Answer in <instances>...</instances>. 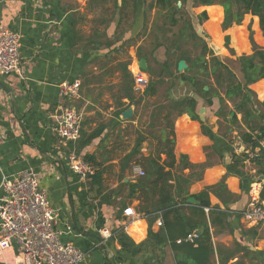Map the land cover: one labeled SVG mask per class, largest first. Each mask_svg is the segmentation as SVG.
<instances>
[{
  "label": "crops",
  "instance_id": "crops-1",
  "mask_svg": "<svg viewBox=\"0 0 264 264\" xmlns=\"http://www.w3.org/2000/svg\"><path fill=\"white\" fill-rule=\"evenodd\" d=\"M118 17L112 2L1 0L0 3V29L18 33L22 45V72L0 75V131L6 137L0 146V199L4 178L11 179L33 169L39 176L40 187L48 193L51 206L58 211L56 228L62 232L61 240L86 253L87 258L81 264H142V255L133 258L121 251L116 233L123 231L137 245L146 241L149 233L148 221L137 213L140 203L131 200L124 184L140 179L134 168L144 170L143 159L157 152L156 137L160 133L148 128L156 98L144 99L138 106L130 105L131 96L140 100L145 93L135 91L133 70L142 44L135 40L142 19L122 36L116 28ZM129 24L124 22L121 27ZM130 73L134 85H129L130 79L125 78ZM65 81L81 82V96L72 101L82 116L81 137L75 150H80L83 159L90 156L96 170L103 171L101 184L81 181L70 171L66 157L72 148L54 131V116L68 104L59 92V85ZM195 98L198 115L201 109H206L205 122L193 121L185 114L174 124L177 157L186 155L194 165L208 164L202 180L194 183L190 192L200 193L225 179L233 195L232 202L225 206L214 194L210 195V201L221 210L231 209L234 233L223 232L214 237L216 248L217 245L232 248L236 240L256 256L250 253L247 257L242 252L230 264L238 260L244 264H264V225L249 224L242 216L252 188L261 183L264 164L236 161V167L232 168L233 155L246 152L250 156L251 148L240 141L237 129L218 117L221 108L218 98L211 107L203 99ZM226 103L232 118L236 112L231 102ZM131 106L134 117L123 119V113ZM237 116L242 123V116ZM202 123L207 134L203 133ZM93 133H97L96 138L82 146ZM140 137L145 139L141 153L132 161H125ZM166 158L163 155L162 161ZM129 207L135 209L137 217L124 216ZM162 226L160 217L153 224L154 232H159ZM0 259V264H15L10 249L2 252ZM218 260L215 253L214 261ZM164 264H176L170 245L164 248Z\"/></svg>",
  "mask_w": 264,
  "mask_h": 264
},
{
  "label": "trees",
  "instance_id": "trees-1",
  "mask_svg": "<svg viewBox=\"0 0 264 264\" xmlns=\"http://www.w3.org/2000/svg\"><path fill=\"white\" fill-rule=\"evenodd\" d=\"M90 1H98L100 4L113 3L115 13L119 15L116 28L121 30L122 36L135 27L139 18L143 19V28L139 35L145 36L150 28V12L155 9L157 15L165 14L171 26L181 25L179 36L166 37L168 44L162 42L157 44V47L167 48V59L159 63V70L149 66L147 71L150 76L149 86L144 95L140 97V100L130 97V105L136 106L144 99L156 98L157 102L148 128L157 129L160 135L156 137L157 152L143 159L145 176L135 183L130 181L124 184L129 189L131 200L136 199L140 203L137 213L148 221V238L137 245L126 233L118 231L116 236L122 247L121 251L133 258L142 255L144 257L142 264H164V248L168 245L175 253L176 264H230L231 260L242 252L249 257L251 250L243 247L236 240L232 248L222 245H217L216 248L213 241L214 237L223 232L232 235L234 233L230 220L233 216L231 209L221 210L220 207L212 206L210 201V195L214 194L225 206L232 202L233 195L229 192L225 179L215 186L205 188L200 193L191 194L190 192L191 186L202 180L208 164L194 165L186 155L177 157L174 124L185 114L193 121L200 122L197 113L198 102L192 95L176 97L172 91L177 86V82H184L197 92L208 107L213 106V100L218 98L221 103V108L217 112L218 117L229 123L231 128L237 129L240 141L254 151L260 146V142L264 141V48L256 44L253 31L250 29L249 40L252 45V54H243L236 59L223 61L195 31L186 9L187 0H151L150 3L148 0H121L120 7L119 0ZM215 5L220 7L209 8L210 20L207 23V30L216 45L222 44L220 24L223 10V30L241 26L245 17L251 15L257 17L256 29H258L259 20V27L264 36V0H192L193 8ZM201 17L202 21L206 22L207 12L204 11ZM130 19L133 22L122 28L121 24L128 23ZM153 28H158V25H154ZM231 34L236 48L243 50L249 47L244 26L237 28ZM225 42L226 46H229L231 37L226 36ZM259 42L264 44V40L260 37ZM187 46L191 48L185 49L184 47ZM232 53L235 55L234 51ZM137 56L147 61L149 58L148 54L141 49H138ZM182 60L186 61L189 68L180 74L178 63ZM230 63H234L236 69H233ZM125 78L130 79L129 85H134L131 73L125 75ZM162 86H167L164 95L160 93ZM206 87L209 88L208 91L205 90ZM227 101L232 103L236 112L232 118L231 114L227 113L229 108ZM237 115L242 116V123ZM167 129H170V132ZM202 130L204 134L208 133L203 123ZM96 136L97 133L91 134L82 146L90 144ZM144 140L143 137L137 140L133 151L124 158L125 161H132L137 154L141 153ZM70 147L73 148L72 145ZM76 153L82 157L79 154L80 150ZM163 155L167 157L165 161H162ZM84 160L94 163L90 156L85 157ZM233 160L235 162L233 166L231 165L232 168L236 167V161L241 163V161L250 160V157L243 152L240 156L233 155ZM250 161L264 164L261 156ZM186 170L190 173L185 174ZM261 173L264 174V169ZM102 174L103 171L97 170L92 182L101 184ZM191 197L195 198L200 205L189 204L188 199ZM160 217L163 220V226L156 233L153 230V224ZM198 228L204 230L203 234L199 235L198 239L189 241V235L196 232ZM215 253L218 255V263L214 261ZM251 254L253 257L256 256L255 253ZM233 264L244 263L238 260Z\"/></svg>",
  "mask_w": 264,
  "mask_h": 264
},
{
  "label": "built area",
  "instance_id": "built-area-1",
  "mask_svg": "<svg viewBox=\"0 0 264 264\" xmlns=\"http://www.w3.org/2000/svg\"><path fill=\"white\" fill-rule=\"evenodd\" d=\"M1 3V0H0ZM21 36L9 29H0V75L21 73ZM138 68V67H137ZM135 91L143 93L149 86L148 77L138 68L135 73ZM81 82H63L59 85L61 97L68 101L54 116L59 139L67 146H74L67 154L70 171L81 181L92 180L96 174L93 163L78 156L75 144L81 137L82 116L72 105L81 96ZM0 131V146L5 142ZM261 156L264 161V141L250 153V160ZM137 176L144 177L145 171L137 166ZM261 183L250 193V202L243 212L246 222L264 225V206L259 204ZM3 196L0 199V255L12 250L15 264H81L87 255L72 243H64L62 232L56 228L58 211L51 206L48 193L40 187V179L33 169L18 173L14 178H4L1 184ZM124 216L137 217L133 207L124 210ZM161 224V223H159ZM199 235L194 232L188 240L194 241ZM0 259V263H1Z\"/></svg>",
  "mask_w": 264,
  "mask_h": 264
},
{
  "label": "rangeland",
  "instance_id": "rangeland-1",
  "mask_svg": "<svg viewBox=\"0 0 264 264\" xmlns=\"http://www.w3.org/2000/svg\"><path fill=\"white\" fill-rule=\"evenodd\" d=\"M150 1L151 0H148L149 3H150ZM180 4L181 3H179V5ZM210 7H220V6H217V5L206 6L205 7L206 9H204L203 7L193 8L192 0H187V4H186V9H187L188 14L191 18V21L193 23L195 31L198 33V35L200 37H203V39L208 44L209 48L214 51L216 56H218L223 61H227L229 59H236V57L241 56L243 54H246V55L252 54V45H251L250 40H249V36H250L249 30L250 29L253 31V37H254V41L256 42V44L258 46L264 48V44L259 42V37L264 40V36H263V34L259 28V25L257 24L258 29H256L255 20H251L250 17H245V19L241 25V26H244L246 29V33H247L246 38L248 40L247 43H248L249 47H246V45H245L246 48H244L243 50H239L238 48H236L235 43L233 42V36L231 33H233L234 30H237V28H239L241 26H233L232 28L228 29L227 31L223 30L222 25L224 22V10H223L222 22L220 24V30L222 32V44L216 45L212 39L210 32L207 30V23L210 20L209 11H208ZM204 11H206L208 14V20L206 22H203L202 17H201V14ZM149 20H150V23H149L150 28L147 31V33L145 34V36L144 35L143 36H141V35L137 36L136 35L135 40H138L139 42L142 41V44L138 49H141L142 52L148 54V57H149L148 61H147L148 67L151 66V67L155 68L156 70H159L160 69L159 63H163L167 59V52H166L167 48L163 47V46L157 47V44L160 42H162L163 44L167 43V40L165 39L166 37H177V36H179L178 33H179V28L181 27V25L180 26H171L170 22L166 19L165 14H162V16L157 15L156 9L152 10L150 12ZM132 21L133 20L130 19L128 23H132ZM154 25H158V28L154 29L153 28ZM151 26H152V30H151ZM142 28H143V19H142ZM142 28H141V31H142ZM132 30H133V28L131 29V31ZM226 36L231 37V42H230L229 46H226V42H225ZM242 46H244V44H242ZM184 48L185 49L191 48V46H187ZM232 51H234L235 55H233ZM139 60H141V59H138V61ZM230 65L233 69H236V66L234 63H230ZM133 66H134L133 70L136 73L138 70L137 65H133ZM142 72L150 80L149 74L147 72H144V71H142ZM166 87L167 86L160 87V93H162V95H164ZM172 93H173V95L175 94L176 97L192 95V96L200 98V96L197 94V92L192 87H190L187 83H184V82H177V86L174 88Z\"/></svg>",
  "mask_w": 264,
  "mask_h": 264
},
{
  "label": "water",
  "instance_id": "water-1",
  "mask_svg": "<svg viewBox=\"0 0 264 264\" xmlns=\"http://www.w3.org/2000/svg\"><path fill=\"white\" fill-rule=\"evenodd\" d=\"M181 6V4L179 5ZM137 66L141 71L147 72L149 67H148V63L146 59H141L139 61H137ZM189 66L186 63V61L182 60L178 63V72L180 74L184 73L186 70H188ZM208 87L205 88L206 91H208ZM205 115H206V109L203 108L200 110L199 112V118L201 122H205ZM232 116H234V113H232ZM134 117V107L131 106L130 108H128L122 115V118L125 120H131ZM260 182H261V191L259 194V204L264 206V175L260 178ZM188 203L189 204H193V205H200V203L193 197L188 199ZM204 230L202 228H198L196 229V233L198 235L203 234Z\"/></svg>",
  "mask_w": 264,
  "mask_h": 264
}]
</instances>
